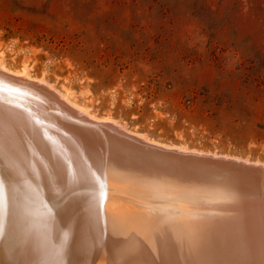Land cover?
Listing matches in <instances>:
<instances>
[{
  "label": "rangeland",
  "instance_id": "1",
  "mask_svg": "<svg viewBox=\"0 0 264 264\" xmlns=\"http://www.w3.org/2000/svg\"><path fill=\"white\" fill-rule=\"evenodd\" d=\"M0 63L148 139L264 162V0H0Z\"/></svg>",
  "mask_w": 264,
  "mask_h": 264
},
{
  "label": "water",
  "instance_id": "2",
  "mask_svg": "<svg viewBox=\"0 0 264 264\" xmlns=\"http://www.w3.org/2000/svg\"><path fill=\"white\" fill-rule=\"evenodd\" d=\"M16 86L60 104L55 111L69 121L58 120V125L71 143L94 147L102 171L114 165L122 169L110 188L116 215L137 237L157 233L167 244L162 258L168 264L181 258L200 264L208 251L219 260L224 242L245 232L257 237L264 263V162L148 139L117 122L92 118L50 85L0 65V101L17 94ZM35 101L47 106L43 98ZM11 124L8 132L26 133L25 123L22 128ZM11 173L9 160L0 157V264L13 263L7 248L12 218L3 206L8 198L4 176ZM153 260L162 262L157 255Z\"/></svg>",
  "mask_w": 264,
  "mask_h": 264
},
{
  "label": "bare ground",
  "instance_id": "3",
  "mask_svg": "<svg viewBox=\"0 0 264 264\" xmlns=\"http://www.w3.org/2000/svg\"><path fill=\"white\" fill-rule=\"evenodd\" d=\"M22 89L16 86L17 94L0 101V157L12 171L4 176L3 205L12 218L7 242L12 264H154L156 255L160 264L170 263L162 258L168 248L157 233L137 237L116 215L110 188L122 169L102 171L94 147L71 143L58 125L69 121L55 111L60 104ZM42 98L47 106L35 101ZM11 122L25 123L27 135L8 132ZM245 233L224 242L219 260L208 251L200 264H264L257 237ZM183 259L177 263L195 264Z\"/></svg>",
  "mask_w": 264,
  "mask_h": 264
}]
</instances>
